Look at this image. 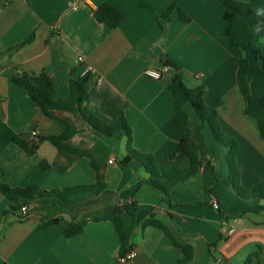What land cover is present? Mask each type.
<instances>
[{"label":"crops","instance_id":"obj_1","mask_svg":"<svg viewBox=\"0 0 264 264\" xmlns=\"http://www.w3.org/2000/svg\"><path fill=\"white\" fill-rule=\"evenodd\" d=\"M233 1L249 3L258 18L264 17V0ZM106 4L124 14L115 29L95 19V12ZM173 4L189 23L179 21L175 12L166 16ZM227 27L219 0H0V182L46 192L94 185L98 177L93 158L107 185L98 195L64 200L10 201L0 193V264H120L119 237L108 218L125 205V230L137 251L132 264H175L184 257L164 232L139 221L143 213L167 226L179 242L194 247L192 264H245L257 253L260 260L253 257L250 264H264V211L251 213L264 202L234 193L228 150L214 140L191 103L183 111L202 163L195 177L166 195L151 185L152 178L137 160L125 163L132 148L153 155L162 168L185 166L186 155L177 151L185 136L184 118L166 89L181 73L186 87L203 90L207 106L222 101L220 127L239 144L241 186L264 184V139L257 120L244 114ZM29 38L31 42L20 47ZM241 51L251 95L264 107L261 63L246 35ZM89 67L84 107L107 124L124 116L132 129L130 141L126 135L96 134L77 109L53 111L56 119L46 117L13 81L23 73H46L54 81V99L64 101L71 96L72 82L83 79ZM147 69L163 72V78L147 77ZM61 121L76 131L66 144L89 156L60 152L41 139L63 134ZM15 137L35 146L34 155L18 147ZM213 200H218L219 210ZM24 205L29 207L27 217L21 214ZM81 222L83 234L65 237L68 223Z\"/></svg>","mask_w":264,"mask_h":264},{"label":"trees","instance_id":"obj_2","mask_svg":"<svg viewBox=\"0 0 264 264\" xmlns=\"http://www.w3.org/2000/svg\"><path fill=\"white\" fill-rule=\"evenodd\" d=\"M5 1L7 2L9 0ZM219 1L223 4L224 18L228 23L226 36L229 41V49L238 67V87L244 100V114L257 120L261 137L264 139V107L255 101L251 95L248 80L249 68L241 51V41L246 35L248 36L249 47L253 56L261 63L259 71L264 77V46L261 44V40L264 38V17L258 18L249 3L237 2L233 0ZM174 12L176 13L179 21L182 23H189L191 21L190 18L176 4H173L170 7L166 16L170 17ZM123 18L124 14L121 11L108 4L102 6L95 12L96 21L100 24L106 25L110 29L117 28ZM31 40L32 38H29L26 42L21 44L20 47L30 43ZM86 76H84V78L80 81L72 82L71 96L69 99L64 101H57L54 99V81L46 73H41L38 76L23 73L22 75L15 77L13 81L27 92L31 100L38 106L46 117L56 119L53 115V111L74 112L77 109L81 117L89 124L96 134L103 135L108 138H117L120 135H126L130 141L132 139V129L129 127L124 116L119 118V120L114 124H107L84 107L85 103L88 101V89L86 87L87 81L85 82ZM166 89L173 98L175 111L178 115L184 118L183 129L185 131V136L179 144L177 151L186 155L185 166L167 169L162 168L156 163V159L153 155L143 154L133 150L132 148H128L129 154L126 157L125 163L131 159L137 160L152 178L151 185L166 195H169L171 190L178 184L185 183L191 177H195L199 173L202 163L199 159L197 146L194 142L191 130L188 128V116L183 111V106L189 102L195 109L200 121L207 125L214 140L228 150L226 160L229 178L234 193L237 197L244 200L259 199L264 202V184H256L250 189H244L241 186V171L236 161L239 144L237 140L225 134L220 127L218 109L221 107L222 101L217 102L214 106H207L205 104L203 90L189 89L186 87L181 73H178L167 84ZM61 123L65 127L63 134L58 136H47L41 139L50 142L60 152H68L70 154L80 156H89L88 152L71 148L66 144V141L70 140L75 135L76 131H74L68 123L64 121H61ZM13 141L26 154L30 156L34 155L36 150L35 146L30 145L21 137H15ZM92 161L98 177V181L94 185H80L65 189L64 191L55 190L52 192H46L35 187L27 189L12 188L0 182V193H2L10 201H17L18 197H23L26 200L50 197L64 200L84 193H93L98 195L107 189V185L105 184L103 177L100 175L99 169L93 158ZM42 168L45 169L44 163L42 164ZM19 208L20 206L18 205V207H14L13 209L18 210ZM128 211V205L118 207L116 214L108 218V220L113 223L115 231L119 237L120 257H125L126 254L133 249L130 235L125 230L124 214ZM263 211L264 203L251 210V213H259ZM148 216H150V218L147 219ZM95 220L98 221L99 219ZM139 221L144 222L145 226L161 230L173 241L177 248L181 249L184 257L175 264L193 263L195 249L192 245L179 242L171 230L162 222L150 215V213L141 214L139 216ZM84 228V222L68 223L66 225L64 235L67 238L79 236L83 234ZM212 247L213 246H211V248ZM253 257H257L258 260H260V256L257 253L254 256L249 257L245 264H250Z\"/></svg>","mask_w":264,"mask_h":264},{"label":"built area","instance_id":"obj_3","mask_svg":"<svg viewBox=\"0 0 264 264\" xmlns=\"http://www.w3.org/2000/svg\"><path fill=\"white\" fill-rule=\"evenodd\" d=\"M74 9L77 8V5H74L73 7ZM92 71V68L89 67L85 70L83 76H86L88 73H90ZM145 75L151 79H154V80H161L163 78V72L161 71H158V70H153V69H147L145 71ZM98 83H101L102 82V79L99 78L97 80ZM33 137H35L37 135L36 132H34L33 134ZM115 160L112 159L110 160V163H114ZM212 206L215 210H219L220 208V204L218 202V200H213L212 202ZM28 212H29V207L27 205H24L22 208H21V214L23 217H27L28 216ZM229 233H233V230H230ZM137 257V251L135 249H131L125 257H120L119 259V263L120 264H132L135 259Z\"/></svg>","mask_w":264,"mask_h":264},{"label":"rangeland","instance_id":"obj_4","mask_svg":"<svg viewBox=\"0 0 264 264\" xmlns=\"http://www.w3.org/2000/svg\"><path fill=\"white\" fill-rule=\"evenodd\" d=\"M261 44L264 46V42L263 41H261Z\"/></svg>","mask_w":264,"mask_h":264}]
</instances>
